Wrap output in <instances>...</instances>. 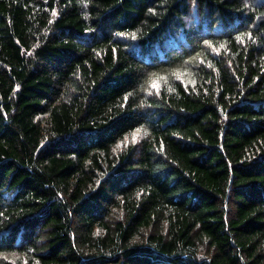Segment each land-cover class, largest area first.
Wrapping results in <instances>:
<instances>
[{"label":"trees","instance_id":"obj_1","mask_svg":"<svg viewBox=\"0 0 264 264\" xmlns=\"http://www.w3.org/2000/svg\"><path fill=\"white\" fill-rule=\"evenodd\" d=\"M0 264H264V0H0Z\"/></svg>","mask_w":264,"mask_h":264},{"label":"snow or ice","instance_id":"obj_2","mask_svg":"<svg viewBox=\"0 0 264 264\" xmlns=\"http://www.w3.org/2000/svg\"><path fill=\"white\" fill-rule=\"evenodd\" d=\"M155 87V85H153Z\"/></svg>","mask_w":264,"mask_h":264}]
</instances>
